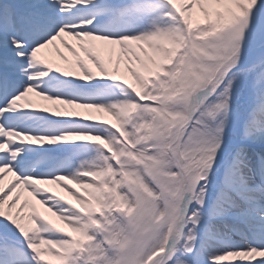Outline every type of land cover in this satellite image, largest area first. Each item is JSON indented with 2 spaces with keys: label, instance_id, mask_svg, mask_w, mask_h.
I'll return each instance as SVG.
<instances>
[{
  "label": "snow or ice",
  "instance_id": "6c2138e0",
  "mask_svg": "<svg viewBox=\"0 0 264 264\" xmlns=\"http://www.w3.org/2000/svg\"><path fill=\"white\" fill-rule=\"evenodd\" d=\"M0 264H264V0H0Z\"/></svg>",
  "mask_w": 264,
  "mask_h": 264
},
{
  "label": "rangeland",
  "instance_id": "374dc122",
  "mask_svg": "<svg viewBox=\"0 0 264 264\" xmlns=\"http://www.w3.org/2000/svg\"><path fill=\"white\" fill-rule=\"evenodd\" d=\"M8 179L10 180V179H12V177L9 176ZM6 182H7V181H6ZM57 191H61V190H60V189H57ZM61 194L65 195V196L67 197V193H63V192H61ZM67 198H70V197H67ZM53 219H55V218H53Z\"/></svg>",
  "mask_w": 264,
  "mask_h": 264
}]
</instances>
